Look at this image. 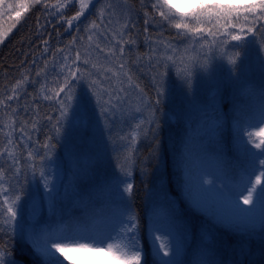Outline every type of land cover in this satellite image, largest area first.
Here are the masks:
<instances>
[{
  "label": "rangeland",
  "instance_id": "obj_1",
  "mask_svg": "<svg viewBox=\"0 0 264 264\" xmlns=\"http://www.w3.org/2000/svg\"><path fill=\"white\" fill-rule=\"evenodd\" d=\"M9 2H13V0H9ZM108 4H112L114 14L111 16L106 14L104 17V24L101 25L99 29L85 31V29L89 27L90 21L97 19L95 14H93V16L85 14L87 18L82 16L81 18L84 17L83 20L80 18V21H74L72 28H69L68 25L64 26L63 24L62 27L54 30V32L47 37L45 40L47 44L38 51L36 59L33 60L35 64H33L32 61L27 66L15 69L14 74L9 75V78L12 80H7L6 83L0 87V95H3L5 94V90L11 88L18 79H22L24 74H29V79L32 82L39 81L38 83H29L25 85L27 95L21 91V98L18 103L15 101L10 102L11 107L17 110L15 114H13L10 109L0 108V130H2L0 131V147H3L6 143V134L10 131L5 125L12 119H16L18 122L16 131L13 133V140L21 145L15 149V155L19 161L16 166L20 167L22 171L17 177H13L12 172L9 171L8 177L11 179V183L14 186H22L24 190L20 193L22 196L21 203L24 209V217L21 224V227H23V237H21L19 229L13 231L11 227L0 226L6 227V231L10 232L12 235L28 241L30 246L38 253L39 250L33 245L31 233L35 231L37 235L43 236L48 232L49 229L41 223L43 211L47 207L45 195L48 191V187L51 186H54L55 189L59 191L60 185L58 183L56 187L54 178H58V176L62 178L65 172L64 158L61 157L59 152L53 147L45 151L48 158H45L42 164L41 158L39 160L36 159V155L40 153L41 148L38 144L39 111L35 105V100L40 99L47 103L48 106L58 108L54 99L51 101L43 99V94L39 91L41 85H46L47 88L51 90L47 94L51 95V92L55 91L57 88V81H63V74L66 71V69L63 68V65L66 63L64 57L68 56L69 60L67 63L71 64L72 59L75 57V50L77 49L80 50L82 54L88 51L93 62H96L98 57L101 62L108 63L104 55L99 53V50L95 48V45L99 43L102 48H105V51H107V48L114 46L115 41H113L112 44H109L108 41L111 40L114 33L123 30L122 26L128 17H130L131 23L135 25V27L130 26L124 34L125 41H134L124 45L125 51L123 60L125 61V69L128 71L129 75H131L130 63L128 61L130 60V54L132 52L135 54L137 58H134L138 59L136 63L142 61L140 58L141 56L138 54V47L141 33H145V30L138 22L139 19L135 16V10L122 0H99L94 7V13H98L99 9L102 7L106 8ZM129 8L132 9L131 12H128ZM122 10L127 13V15L122 16ZM10 16H14V12L11 10L5 11L3 15H0V30H7L12 26V24L10 25V20H12L9 18ZM109 20H111V23H109ZM39 25L38 31L41 29V24L39 23ZM138 26H141L142 29H139ZM77 27L80 29L79 32L77 31ZM17 28L18 22L15 23V27L8 33L4 41L0 43V50ZM89 35L93 36L91 42L88 40ZM73 37H76V43L71 45L70 42L73 40ZM106 37L107 39H105ZM159 39L162 38L159 36L153 39L151 44V49H156L155 52H151L152 54H156L157 57L164 52L163 44L158 43ZM259 39V35L257 34V40L259 41ZM164 41L169 42L168 40ZM89 45H91V47H89ZM171 47L177 50V63L175 65L170 64L167 69L163 67V71L161 72L164 73V75L160 76L161 90H158L160 93L159 95L163 97L165 102L161 104V101H159L162 107V124L158 125V127L171 124L170 117L173 119V122H179L182 118V122L187 115L193 112H199V110H207L208 112L215 110L216 106L220 105L215 96L217 89L211 93H208V89L212 85H216L219 88V83L222 81V75L220 74L221 69L225 70L224 73L227 76L237 74L240 82L256 76L264 77V66L262 64L264 61L261 57L262 48L258 46L249 49H231L225 45L223 51H226L229 56L236 52L239 53L236 65H232L228 62V56L222 59L221 53L218 51L206 68H201L199 65H188L187 68L190 69V72H182L185 66L180 63V56L184 54L186 48L190 47L189 42L185 39H179L174 41L173 44L171 43ZM196 47L198 48L199 45H196ZM45 49H47V51H45ZM61 49L63 51H58ZM168 54H171V51H169ZM191 54L192 53H189V55ZM84 58L85 57L82 55L81 59ZM45 63H47V69H45ZM112 63H115V59H113ZM88 67L90 68V65ZM83 68L84 66H81V71H83ZM42 69H44V72H42L40 77H37L36 72ZM124 81L123 85L116 84L115 80L111 82L116 88L123 86L125 91L119 92L118 97L114 96L112 98V105L114 107L103 113L101 108L96 104V100L92 96L87 83L84 81L76 82L74 88L77 96H79L81 91L87 93L88 103L86 106L77 110L74 101L67 109L68 118L61 121L59 125L63 133L60 142L63 151L67 155L77 154L80 156L82 155L81 153H87V151L92 152L91 155L96 159L94 162L96 166H85L83 168L85 172L84 176L90 180L99 177L104 184H112L114 182L113 191L116 193V198H119L118 195L125 192L124 189L126 184L129 183L130 178V175L126 176L125 173L131 171L129 161L141 140L147 134L145 135L143 131L139 132L134 144L130 141V135L138 124L148 133L156 124L157 118V108L149 104L148 96L136 87L133 78L131 87H129L126 77ZM260 82L264 83V79H261ZM109 83L110 82L105 81L103 86L109 87ZM34 97H36L35 100L33 99ZM200 97H204V99ZM104 99L107 100L108 97L105 96ZM181 104L184 111L181 108ZM105 107L108 108L107 105ZM25 109H27V111H25ZM137 109H139V111H137ZM32 120L37 122L35 131L32 130ZM149 120H152L153 123L149 124ZM21 121L30 122L28 125V134L32 137L31 141H28L26 137H22L19 131V122ZM220 126V119L213 115L208 123V133L212 136L214 129H218ZM261 128H264V124L247 128V130L253 134L252 141L259 143L260 139L264 138L255 135ZM75 148L77 150H74ZM248 149H251L253 152L259 151L255 149L251 143L248 145ZM29 151L34 153V161L27 158V153ZM45 152L40 157L44 156ZM32 163L36 164L35 175H33V169L30 167ZM0 166L6 170L10 168L11 164L6 156L0 158ZM41 169H43L46 174L47 188H45V181L40 177ZM199 169L200 193L212 199L216 198L218 200L219 210L222 213L227 212L229 216H237L238 221L243 220L245 222L257 220L261 216V207L259 205L252 209H248L249 206L243 205L242 201L241 206L236 205L235 199L229 195L225 185L232 188L236 186H232L223 180L218 169V164L213 160H203L199 165ZM57 178H55V180H59V178ZM261 180L264 182V177H261ZM17 181H19L18 184ZM92 183L93 185L97 184L95 182ZM213 184L215 188H213ZM89 186L90 184H87V187ZM217 189L221 191H217ZM65 195L67 197L77 196L74 192L65 193ZM173 198L174 197L168 191L165 170L162 169L156 186L149 192V202L151 206L157 208L158 206H164ZM61 205L64 209L65 205L62 203ZM241 208L243 211H240ZM121 219L124 221V224H127L129 220L122 216V211L115 210L109 219L99 221V223L96 222L99 225H96L92 230H85L83 227H78L75 230L82 233L81 235L85 238L94 237L100 240L105 238L109 233L115 237L124 227V225L119 222ZM202 227L203 232H205L204 230L210 232L214 240L216 239V228L213 223H206L202 225ZM156 228H159L160 231H156ZM53 229L61 230L63 229V225H58ZM113 229L115 230L113 231ZM149 229L156 251L161 241L154 240V236H161L162 240L168 243L170 257H163V252H157L158 254L167 261L171 259L179 260L181 258L183 252L182 237L168 225L162 211L158 212V217H155V222L149 226ZM261 231H264V229ZM136 236L137 238L140 237L138 229ZM210 238V234H204L205 240H209ZM173 243L178 245L180 250L174 257L171 256ZM6 259L13 260L9 254ZM231 260L232 259L229 258L228 262H231ZM16 264L18 263L16 262Z\"/></svg>",
  "mask_w": 264,
  "mask_h": 264
},
{
  "label": "trees",
  "instance_id": "obj_2",
  "mask_svg": "<svg viewBox=\"0 0 264 264\" xmlns=\"http://www.w3.org/2000/svg\"><path fill=\"white\" fill-rule=\"evenodd\" d=\"M126 1L135 10L141 26L148 29L147 32L141 33L138 47V54L142 61L136 64L138 59L134 58L136 56L133 52L128 60L133 79L151 98L152 106L157 108L156 124L131 158L132 192L131 194L123 192L120 198L114 201L110 184H104L99 177L90 180L84 176L85 166H96L94 163L96 159L93 156H81L80 159L77 155L68 156L63 153L66 162L64 177L58 176L59 180H55L57 177L54 178L56 187L58 183L60 185L59 191L54 186L48 187L45 195L47 207L43 211L41 223L47 228H53L61 223L65 227L70 224L74 229L78 225L89 229L94 225L95 219L106 217L110 211V204H114V208L122 210L128 218L130 215L137 218L142 236L139 243L146 251L147 264H154V261L155 264L159 262L164 264L167 260L156 252L150 241L148 230V225L154 221L159 208L152 209L146 198L147 191L157 181L160 165L164 164L168 186L176 201L163 206L162 212L169 224L182 237L183 255L180 260L183 264H209L210 261L214 264H264V231L252 233L258 228L262 229L261 218L257 221L245 222L236 221L237 217H223L218 212L217 200H211L199 193L197 167L199 159L211 156L219 162L220 169L227 180L234 184L240 181L247 167L246 149H248L249 133L245 127H241L240 118L244 113L249 112L250 108H258L261 93L264 92V83L260 84L259 79H256L253 83L236 87L233 79L223 80L218 96L223 114L226 116L227 128L219 129L212 142L202 135L201 130L205 121L201 115L204 111L187 115L184 121L178 123V126L158 127L162 124V107L157 103L156 94L158 83L156 71H159L160 67L151 52V42L155 36H161V34L162 38L173 35L174 28H170L167 23L161 26L160 17L155 15L151 8L154 0ZM49 3L55 4L56 0H49ZM78 8L79 5L76 4L71 10L67 8L60 10L64 13L62 21L64 26L67 25L65 21L73 16ZM145 11L154 15L157 19L155 23L150 22L145 25ZM28 12L23 15L24 17L27 14V19L20 24L0 50V87L7 80H12L9 75L14 74L15 69L27 66L36 59L38 51L45 47L47 37L63 25L62 23L60 25L62 19L56 8L44 9L36 5L30 7ZM91 12L94 13L95 9ZM50 13H57V15ZM39 23L41 29L38 31ZM141 26H138L139 29H142ZM150 56L153 57L151 60ZM134 64L135 67H133ZM35 105L39 106L37 108L40 147L48 141L49 137H52L50 141L52 146L61 147L60 142L63 137L61 128L59 133L53 128L59 116L57 108L48 106L38 99L35 100ZM181 108L184 111L182 104ZM48 116L53 119L49 121ZM41 149L45 150L42 147ZM40 156L41 154L36 156V159L39 160ZM92 182L97 184L93 185ZM87 184L90 186L87 187ZM71 192L76 193L77 196L65 195ZM61 203L65 205L64 209ZM209 222L215 225L216 239L206 243L202 241L200 232L202 225ZM0 248H3L20 264H42V256L34 251L28 242L6 230L0 232ZM229 258L232 259L231 262H228Z\"/></svg>",
  "mask_w": 264,
  "mask_h": 264
},
{
  "label": "snow or ice",
  "instance_id": "obj_3",
  "mask_svg": "<svg viewBox=\"0 0 264 264\" xmlns=\"http://www.w3.org/2000/svg\"><path fill=\"white\" fill-rule=\"evenodd\" d=\"M98 2L99 0H56L55 4H50L49 0H13V2L0 0V15H3L5 11L11 10L14 12V16L9 18L18 22L24 13L28 12L30 7L40 5L44 9L56 8L57 13L63 19L64 13L60 10L66 8L71 10L78 4V10L65 23H67L69 28H72L73 22L80 21V18L85 16V13L89 15L95 14L97 19L91 20L89 27L85 29V31H91L99 29L104 24L106 14L108 16L114 14L112 4H108L106 8L102 7L98 13L91 12L90 5L94 8L95 3ZM151 8L153 13L160 17L161 26L167 23L170 28L177 30L176 35L178 37H182L189 42L190 47L186 48L184 54L180 56V63L185 66L182 72H190V69L187 68L188 65H199L201 68H206L218 51H220L222 59L228 56V62L236 65L239 53L236 52L229 56L226 51H223L225 45L231 49H249L257 46L264 48V0H154ZM131 11L132 9L129 8L128 12ZM57 13L50 14L55 16ZM121 15L125 16L127 13L122 10ZM144 16L146 17L144 20L145 25L150 22L155 23L153 14L145 11ZM85 18L87 17L85 16ZM109 23H111V20H109ZM130 26L135 27L131 23L130 17H128L122 26L123 30L114 33L111 40L108 41L109 44L115 41V44L107 48V51L99 43L95 45V48L104 55L108 63L101 62L98 57L97 61L93 62L88 51L82 54L77 49L71 64L67 63L69 57H64L66 63L63 68L66 71L63 74V81H57L56 90L49 95L47 93L51 90L46 85H41L39 91L43 94V99L48 101L54 99L58 105L59 116L53 125L57 133L60 132V127L58 126L61 121L68 118L67 109L74 101L77 110L88 103L87 93L81 91L79 96H77L74 88L76 82L84 81L87 83L102 113L113 108L112 98L114 96L118 97L119 92L125 91L123 86L119 88L113 86L111 84L113 80H115L116 84L123 85L126 77L129 87L132 86V77L125 69V61L123 60L124 45L134 42L124 40V34ZM13 27H15V23L7 30H0V43L4 41ZM144 30L147 32V27ZM77 31H80L78 27ZM257 33L259 34V41L257 40ZM92 39L93 36L89 35L88 40L91 42ZM75 43L76 37H73L70 44L74 45ZM158 43L163 44L164 52L156 58L157 64L166 69L170 64L175 65L177 63V50L171 47L170 42H165L163 39H159ZM45 44H47V41H45ZM196 45H199V47L197 48ZM151 51L155 52L156 49H151ZM169 51H171V54H168ZM189 53L192 54L189 55ZM82 55L85 57L84 59H81ZM152 58L151 56L149 57L150 60ZM113 59H115L114 64L112 63ZM33 64H35V61H33ZM89 65L90 68L88 67ZM81 66H84L83 71H81ZM45 69H47V63H45ZM42 72H44V69L37 71L36 76L40 77ZM160 75L163 76L164 73H160ZM105 81L110 82L109 87L103 86ZM38 82L30 81L29 74H24L22 79H18L11 88L5 90V94L0 95V108L10 109L15 114L17 110L11 107L10 102L15 101L18 103L21 98V91L27 95L25 85ZM136 87L139 88V85H136ZM159 94V90H157V95L159 96ZM105 96L108 97L107 100L104 99ZM33 99L35 100L36 97ZM157 103H159V100H157ZM106 105L108 108L105 107ZM37 107L39 106L37 105ZM47 119L51 121L53 118L48 116ZM17 123L16 119H12L5 125L10 131L6 134V143L3 147H0V158L6 156L11 164L8 170L0 166V225L11 227L13 231L19 229L20 235L23 237L21 224L24 217V209L20 193L24 190L22 186H14L8 177L9 171L12 172L13 177L19 176L22 171L20 167L16 166L19 161L15 155V149L21 145L13 140V133L16 131ZM29 123V121L19 122V131L22 137H26L28 141H31L32 137L28 134ZM36 123L35 120L31 121L33 131L36 130ZM148 123L151 124L153 121L149 120ZM240 124L242 128L257 127L264 124V92L261 93L258 108H250L249 112L244 113L240 118ZM141 131L145 132V135L147 134V131L138 124L130 135V141L133 144L137 140V134ZM252 135V133H248L247 142L251 143L259 151L253 152L251 149H246L247 167L244 169V175L240 178L239 184L235 188L228 185H225V188L228 189L229 195L235 199L237 206H241L242 201L243 205L249 206L248 209L255 208L257 205L264 209V182L261 180V177H264V138H261L260 142L256 143L252 141ZM255 135L264 137V128H261ZM51 139L52 137H49L48 141L42 144L41 147L45 150L52 147L50 144ZM27 158L34 161V153L29 151ZM45 158H48L46 152L41 157V164ZM30 167L33 169V175H35L36 164L32 163ZM125 175L128 176L131 173L126 172ZM40 177L45 181V188H47V178L43 169L40 170ZM18 183L19 181H17ZM132 188L133 185L127 183L124 191L131 194ZM213 188H215L214 184ZM217 191L221 190L217 189ZM240 211H243V209L241 208ZM119 222L124 225L121 232H118L115 237L109 233L100 240L94 237L85 238L81 235L82 233L76 231L70 224L61 230L50 228L43 236H39L33 231L31 237H33L34 247L39 250L43 258L42 264H65V261H67V264H142V261L143 264H147L144 258V248L140 245L136 236L138 229L137 218L130 215L127 224H124L122 219ZM6 227H0V232H4ZM261 227L264 229V214L261 215ZM155 230L160 231L159 228ZM154 240L161 241L157 247V252H163V257H170L168 243L164 242L161 236H154ZM179 251V246L173 243L171 256H176ZM7 255L8 253L3 248H0V264H16L14 260H7ZM164 264H183V262L171 259L165 261ZM209 264H214V262L210 261Z\"/></svg>",
  "mask_w": 264,
  "mask_h": 264
}]
</instances>
